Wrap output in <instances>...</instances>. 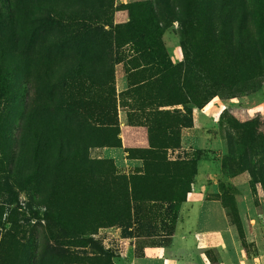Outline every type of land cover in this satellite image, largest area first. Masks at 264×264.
<instances>
[{"label":"rangeland","instance_id":"374dc122","mask_svg":"<svg viewBox=\"0 0 264 264\" xmlns=\"http://www.w3.org/2000/svg\"><path fill=\"white\" fill-rule=\"evenodd\" d=\"M36 1L0 0L3 26H11L12 35L8 34L30 60L24 88L0 98V161L9 168L6 158L19 156L31 164L30 127H37L40 119L47 128L41 144L46 137L54 144L57 136L96 144L100 138L93 139L86 126L111 128L115 134L108 140L112 144L88 146L87 157L107 161L113 176L129 181L127 217L115 222L90 193L66 192L56 209L81 224V229L63 233L45 218L49 208L43 202L45 196L0 165V264H195L185 261L188 253L172 243L181 202L170 198L185 189V201L219 200L241 250L264 260V227L250 222L259 214L264 219V72L242 58L222 60L221 74L231 85L217 88L202 106L195 101L197 94L187 103H176L187 93L168 85L166 69L139 55L129 43L117 45L114 40L96 38L88 44L91 70L77 75L72 67L80 47L61 43L58 26L38 21L48 0ZM53 1L73 8L100 4L99 0ZM138 1L148 0L111 3ZM109 2L102 1L108 13ZM262 6L264 13V0ZM115 19L113 15V24ZM79 22L80 31H97L102 24L94 19ZM102 27L112 32L109 25ZM5 36L0 31V40ZM179 41L175 21L162 34L170 66L183 59ZM173 74L177 81L180 74ZM49 93V110L41 111ZM64 105L75 106L80 115L66 112ZM100 108L110 119L106 124L99 117ZM46 148L47 144L41 146L42 157ZM50 148L48 156L53 158L55 147ZM145 169L148 176L143 175ZM5 179L15 196L5 191ZM74 179L67 178L64 186H74L70 181ZM11 210L16 212L13 221L8 219ZM245 236L254 243L247 244ZM196 258L201 264H220L210 249Z\"/></svg>","mask_w":264,"mask_h":264},{"label":"trees","instance_id":"16d2710c","mask_svg":"<svg viewBox=\"0 0 264 264\" xmlns=\"http://www.w3.org/2000/svg\"><path fill=\"white\" fill-rule=\"evenodd\" d=\"M99 1V5L90 2L73 8L66 5L57 6L55 1L48 0L43 4L46 12H43L42 8V17L38 20L42 25L51 23L58 26L62 33L61 43L80 47V57L72 67V72L77 75L91 70L88 44L91 39L96 38L103 42L114 40L117 45L129 43L139 55H145L151 62L166 69L168 85L174 91L185 90L188 95L184 96L182 93L183 97L178 98L176 103H187L191 95L197 94L198 100L195 101L198 106H202L214 95L217 88L231 85L221 74L219 63H222V60L242 58L264 72L263 0H148L117 6H113L110 0L109 13L102 3L103 0ZM13 2L15 3V0ZM36 2L40 3L39 0ZM113 15H116L115 24ZM86 19L101 21L100 29L80 31L82 26L79 21ZM175 21L179 25V44L183 59L179 65L170 66L166 60L162 34ZM3 23L1 17L0 31L6 36L4 40H0V98L20 92L30 70L29 57L17 49L15 38L10 36L11 26H3ZM104 25H109L112 32L104 30ZM252 27L256 29L255 33ZM176 72L180 74L177 81L173 74ZM73 80L80 83L76 77ZM49 101H52L50 93L49 99L40 106L41 111L49 110ZM62 108L75 116L80 115V110L75 106L64 105ZM85 109L88 110L87 107ZM98 114L104 124L110 121L102 112V108ZM41 120L37 127H30L34 139L31 164L25 163L23 158L18 156L16 159L6 158L7 164L11 163L9 168L2 165L1 161L0 165L8 174L11 173L38 194L45 196L43 202L49 207L44 213L47 222L63 233L80 232L81 224L56 209L57 203L64 200L66 192L76 191H85L84 193L94 196L109 219L115 222L125 221L129 181L125 177L113 176L107 161L89 160L86 149L88 146L111 145L112 142L108 138L109 135L115 134L112 133L114 130L97 129L87 125V132L92 133L93 139L100 138L96 144L87 145L81 138L74 141L65 136L54 137V144L46 137V142L41 144L40 138L44 131L47 132L46 125ZM27 127L29 128V125ZM46 144L47 148L42 150V157L39 152L41 146ZM51 145L55 147L53 158L48 156ZM143 175L148 176L149 171L145 169ZM70 177L76 178L70 180L75 182V185L64 186L63 183L69 182L66 179ZM130 183L131 191H135L132 178ZM3 187L7 193L15 196L8 179L4 180ZM187 191L188 189L183 190L180 196L170 200L182 203L186 199ZM132 197H135L134 192ZM15 213L11 210L8 219L13 221Z\"/></svg>","mask_w":264,"mask_h":264},{"label":"crops","instance_id":"0c3cea01","mask_svg":"<svg viewBox=\"0 0 264 264\" xmlns=\"http://www.w3.org/2000/svg\"><path fill=\"white\" fill-rule=\"evenodd\" d=\"M257 217L250 222L263 228L264 219L260 214ZM244 239L247 244L254 243L251 236L247 239L245 236ZM172 243L176 249L188 253L189 257L185 261L194 260L198 264L201 263L196 256L209 249L216 254L220 264H264L263 258L261 262L256 255L248 253L246 256L241 250L236 231L217 199L183 201L172 234Z\"/></svg>","mask_w":264,"mask_h":264}]
</instances>
